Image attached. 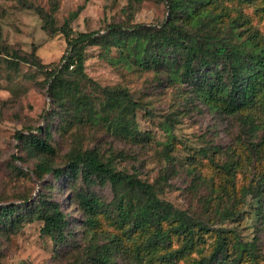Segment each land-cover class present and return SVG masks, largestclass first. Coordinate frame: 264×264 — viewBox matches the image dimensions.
I'll list each match as a JSON object with an SVG mask.
<instances>
[{
	"label": "rangeland",
	"instance_id": "374dc122",
	"mask_svg": "<svg viewBox=\"0 0 264 264\" xmlns=\"http://www.w3.org/2000/svg\"><path fill=\"white\" fill-rule=\"evenodd\" d=\"M169 1L0 0V264H94L105 245L116 247L115 264H196L210 257L220 236L231 254L237 242L254 241L256 260L247 252L237 260L264 264V193L255 197L264 190V113L248 119L251 108L222 112L168 67L151 64L157 54L168 64L182 55L168 45ZM195 8V14L210 15L206 23L216 19L213 27L232 32L237 21L236 32L256 31L264 41V0H201ZM195 14L180 12L174 24L204 39L193 24ZM82 33L92 40L76 44L84 74L67 75L64 82L91 101L96 123H78L69 101L63 105L51 94L48 75V67L73 49L68 39ZM108 90L129 93L135 116L126 119L140 136L109 130L117 114L107 106ZM31 136L46 138L56 155L31 153ZM87 150L154 185L162 200L200 221L192 250L170 261L162 255L182 248L186 237L173 236L148 251L151 230L127 233L103 213L89 225L78 195H96L106 204L114 195L110 185L81 176L70 181L68 161ZM40 163L63 174L40 172ZM43 203L62 211V235L43 232L45 222L33 214Z\"/></svg>",
	"mask_w": 264,
	"mask_h": 264
},
{
	"label": "trees",
	"instance_id": "16d2710c",
	"mask_svg": "<svg viewBox=\"0 0 264 264\" xmlns=\"http://www.w3.org/2000/svg\"><path fill=\"white\" fill-rule=\"evenodd\" d=\"M198 2L201 0L169 1L171 12L168 24L173 35L170 36L168 45L172 54L182 53V55L180 54L179 58L172 57V63L168 64L166 57L160 58L157 54L151 59V64L156 68L168 67L174 77L180 78L183 83L191 84L198 96L222 112L236 113L251 108L246 115L248 119H252L255 113H264V41L258 38L256 31L248 33L250 34L248 36L242 31L236 32L241 26L237 21L233 22V30L236 31L232 32L213 27L215 18L206 23L205 20L209 19L210 15L204 18L201 13L195 14L197 10L195 6ZM193 10L196 15L193 24L200 27L202 33L204 32V35H201L204 39H196L174 24L180 12L187 15ZM72 15L74 18L77 13ZM48 26L45 21L44 28L48 29ZM223 30L228 33H224ZM89 37V34L82 33L73 41L68 39L70 47H73L69 49V55L62 57L53 67H48L49 78L53 79L51 94L63 105L69 101L76 121L81 124L85 120L96 123L91 112L92 103L79 94L77 87L70 89L64 78L67 75L84 74L82 49L78 52L76 44L91 42L90 39L85 41ZM15 56L17 59L22 58L17 53ZM107 100V106L117 114V118L109 123V130L115 132L119 129H127L129 136L133 138L140 136L141 133L135 127V122L126 119L135 116L133 114L136 105L129 93L123 90H108ZM84 111L87 112L86 118L83 116ZM26 140L31 153L49 157L56 155V149L46 138L31 136ZM37 170L55 175L63 174L62 170L46 163L38 164ZM66 174L70 181H75L81 176L87 183L97 182L100 185H110L112 188L114 200L110 204L86 192L78 195L80 206L88 216L89 225L95 226L96 216L103 213L126 232L151 230L144 246L148 251L169 244L173 236L186 237L182 248L162 255L163 259L171 261L181 254L189 253L194 245L196 230L203 229L204 225L186 211L179 210L171 203L162 200L154 185L118 171L113 162L109 159L105 161L97 150L77 152L68 161ZM263 193V189H258L255 191V197L260 198V194ZM13 212L11 208H5L3 211L5 214H13ZM33 214H39V218L45 222L43 232L49 235L63 234L66 225L63 213L57 205L43 203L35 208ZM226 244V238L220 236L210 257L196 264H240L242 260L238 261L237 258H241L245 252L253 255L255 260L257 258L254 241L237 242L232 252L235 256H232ZM114 250L117 251L116 247L103 246L94 264H115Z\"/></svg>",
	"mask_w": 264,
	"mask_h": 264
}]
</instances>
